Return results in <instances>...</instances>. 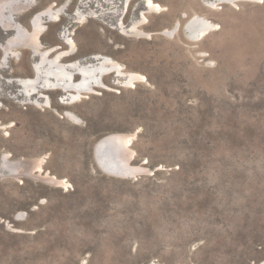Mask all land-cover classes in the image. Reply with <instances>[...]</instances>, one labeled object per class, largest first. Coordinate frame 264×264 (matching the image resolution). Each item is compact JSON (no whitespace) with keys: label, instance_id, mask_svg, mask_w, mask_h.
<instances>
[{"label":"rangeland","instance_id":"rangeland-1","mask_svg":"<svg viewBox=\"0 0 264 264\" xmlns=\"http://www.w3.org/2000/svg\"><path fill=\"white\" fill-rule=\"evenodd\" d=\"M76 1L0 0V264L264 261V0H154L161 13L142 22L146 0H134L126 35L114 20L74 23ZM196 17L217 26L200 41L187 28ZM33 26L37 52L70 37L78 57L133 74L71 105L49 92L51 106H32L21 94L32 67L59 66L22 45ZM132 133L120 162L111 136Z\"/></svg>","mask_w":264,"mask_h":264},{"label":"bare ground","instance_id":"bare-ground-1","mask_svg":"<svg viewBox=\"0 0 264 264\" xmlns=\"http://www.w3.org/2000/svg\"><path fill=\"white\" fill-rule=\"evenodd\" d=\"M29 1L31 4H34V2H35V0H29ZM133 1L134 0H79L78 3L76 1L77 6L75 7V14L72 12V19H73L74 23H85L89 20H93L95 22L102 21V23L105 24L106 26L108 25L109 21L114 20V22H115L114 24L116 26L117 31L123 35H126L124 30H122V29H124V27H125L124 26L125 17L127 16L128 11H129V7ZM213 1L215 4L219 5V7H220L221 4H228V5L233 4V6H234V5H237L239 2H242V1L255 2L256 0H232L231 2L224 1V0L223 1L222 0H213ZM206 2H207V0H206ZM146 4H147V6L143 5V7L147 11L143 13L144 18L142 17L143 19L142 18L140 19L141 22H142V20L144 21L145 18H147L146 13H148L150 15L161 13V6L159 4H157L156 1L146 0ZM14 5L11 9H15ZM213 8H216V7H213ZM65 11H66V9H65ZM62 14L63 13H59V14L54 13L53 17H51V18L44 15L41 17L43 19L42 24H45L47 22L59 21L61 19ZM140 21L139 20L137 21L138 24L136 21L134 22L135 24L138 25V28L145 24V23H141ZM11 22H9V23L7 22V26H8V29L10 31V35H8V37H6V38H8L7 39L8 44H6V47L3 48L4 50H10V51L14 49V47H13L14 46V44H13L14 40L13 39H15V28H16V27L13 28V24ZM33 22H35V18L33 19ZM30 24H32V22H30ZM131 26H133V25H131ZM183 26H184V24H183ZM187 28L190 32V35L194 38L199 39L197 41H200L203 39V37L208 35L209 32L216 30L217 26H216V23L214 21L204 19V18L200 19L199 17H196L195 19H193L188 24ZM129 30L131 31L132 28ZM133 30H135V29H133ZM130 31H128V32H130ZM135 31H137V32H135ZM135 31L130 33V35H135L134 37H137V35H142L141 31H138L137 29ZM30 32H32V33L28 37H26L25 35L23 36L24 38L26 37L23 44L18 43V42H17V44L18 45L22 44L23 46H26L27 42L30 43L31 44V47H29L30 52L33 53L34 56L37 57V62L39 61L40 58L43 61L45 58V55H44L45 52H47V50H50V52L47 55V59L48 60L52 59L53 61L58 62L57 65H59V66L55 65L52 68H50V67L47 68L46 74H43V72L45 71L44 69H45V67H47L48 64L44 65L42 63V65H44V66H40L39 69H35L34 67H32L33 76L27 78L28 80H26L27 82L32 80V82H30V84L25 83L26 82L25 78H16V79H14V81H12V82L16 83V85L19 88L26 86V84H29L26 86L27 87L26 91L21 92V94H22V96L25 97V99H27V98L29 99V101L27 103L32 105V106H37V104H39V105H42L45 107V105L42 104V101L46 97L49 99V102H50L49 106H51V102H52L51 95L53 96V94L56 92H59V95L57 97L58 103H61L63 105H71V104L76 103L77 101L82 100V98L90 96L91 93H94L96 91L95 89L97 87L105 88L106 87L105 79L108 80V79H110L111 76H113L114 80H115V81H113V83H114V82H116V79H118V78L122 77L124 79H127L128 74H133L130 71H129V73H127L128 70L126 71L122 65H120L117 61L113 60L112 58L111 59H103V61H102L100 56L96 57L97 56L96 54H90V55L85 56V57H78V55H77L78 50L73 51L74 48L76 47V44H75L73 38H70V37H68L66 39H62V42L64 43L66 48H63V47L59 48V46L55 45L53 47L49 46L48 49L42 50L41 52H37L38 47L35 45L33 38L31 36L35 35V34L39 35V34L43 33L44 30L40 27H37V26L34 27L33 26V27H31ZM68 36H70V34H68ZM190 40H193V39H190ZM12 44H13V46H12ZM40 54H41V56H40ZM7 58H10V55H8ZM96 59L99 60L98 63H95ZM99 62H102V63L100 64ZM67 63L69 64V67H67V66L64 67L63 65H65ZM112 73H114V74L112 75ZM41 77H44L47 80L44 85H42ZM139 77H141L140 74L133 75V79H132L133 81L131 80L132 84L138 82ZM17 83H20V84H17ZM123 87H126V85H123ZM49 92L52 94L51 95L48 94ZM71 99H73V100H71ZM62 115H63V117H66L65 114L62 113ZM68 119L71 120L70 118H68ZM134 135L135 134L132 133V134H116V135L111 136V138L113 139V142L117 145V147L121 148V151L118 154L120 162L125 161V159H123L122 157H125L127 159L132 157V154L130 155V154L125 153V149L128 145L130 147L131 144L133 143ZM100 139H101V137H100ZM105 140H101V141H103V143H104ZM98 142H99V139H98ZM98 144H97V147L100 149V144L99 145ZM102 145L103 144H101V146ZM95 147H96V145H95ZM112 148H113V146H112ZM122 148H124V150ZM99 149H98V151L96 149V153H97L98 158H99V155L101 153V151ZM109 149H111V148L109 147ZM101 150L103 152L104 149L101 148ZM111 150L116 152V149H111ZM99 151H100V153H99ZM129 151H131V150H129ZM116 154H117V152H116ZM109 155H110V152H109ZM106 157L107 156H105V158ZM105 158H103V159H105ZM4 159L5 158L3 156L0 157V164L3 163ZM97 161H98L97 163H98L99 167L103 171H107V170L102 168V166H101L102 162L100 164L99 160H97ZM41 162H42V160L40 161V163L39 162L38 163L41 164ZM110 162H112V161H110ZM113 163H115V162H113ZM34 164L35 163H33V165ZM36 164H37V162H36ZM103 164H106V162H103ZM33 165H32V167H33ZM37 165H34V169H36L35 167L39 168L40 165L39 166H37ZM112 167H111V170H112ZM139 167H141V166H139ZM132 168H134V167H132ZM0 171H1V169H0ZM2 171H5V170H2ZM126 173H128V172L126 171ZM141 173H142V171L140 172V174ZM110 174H114V173H110ZM115 174L120 176V174H117V173H115ZM135 175H137V174L135 173ZM124 176H122V177H124ZM125 177L129 178L127 176H125ZM59 181H60L59 182L60 186L63 187L65 185L63 180L60 179ZM59 183L57 182L56 184L59 185ZM255 264H264V261H260V262L255 263Z\"/></svg>","mask_w":264,"mask_h":264},{"label":"water","instance_id":"water-1","mask_svg":"<svg viewBox=\"0 0 264 264\" xmlns=\"http://www.w3.org/2000/svg\"><path fill=\"white\" fill-rule=\"evenodd\" d=\"M6 41H7V40H6ZM4 44H5V43H4ZM4 44H3V45H4ZM26 45H27L28 47H31V44H30V43H28V42H27V44H26ZM17 84H20V83H17Z\"/></svg>","mask_w":264,"mask_h":264}]
</instances>
